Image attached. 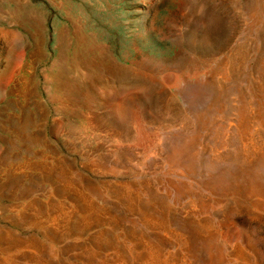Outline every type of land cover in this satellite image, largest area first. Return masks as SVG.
<instances>
[{"label":"rangeland","instance_id":"obj_1","mask_svg":"<svg viewBox=\"0 0 264 264\" xmlns=\"http://www.w3.org/2000/svg\"><path fill=\"white\" fill-rule=\"evenodd\" d=\"M0 264H264V0H0Z\"/></svg>","mask_w":264,"mask_h":264}]
</instances>
